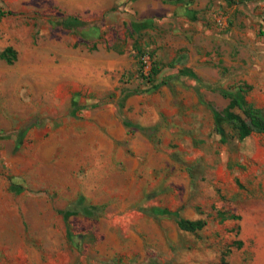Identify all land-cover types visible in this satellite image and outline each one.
I'll use <instances>...</instances> for the list:
<instances>
[{
    "label": "crops",
    "instance_id": "crops-1",
    "mask_svg": "<svg viewBox=\"0 0 264 264\" xmlns=\"http://www.w3.org/2000/svg\"><path fill=\"white\" fill-rule=\"evenodd\" d=\"M236 1L0 0V52H15L0 58V264L221 262L188 245L206 226L178 221H206L201 190L227 166L264 176V134L223 118L229 93L260 108L264 87V52H236ZM131 49L153 56L155 88L121 86ZM224 213L239 217L216 214L228 264H264V204Z\"/></svg>",
    "mask_w": 264,
    "mask_h": 264
},
{
    "label": "rangeland",
    "instance_id": "rangeland-1",
    "mask_svg": "<svg viewBox=\"0 0 264 264\" xmlns=\"http://www.w3.org/2000/svg\"><path fill=\"white\" fill-rule=\"evenodd\" d=\"M233 17L232 25L234 39L236 40V52L243 51V48H246L251 51L253 58L260 52H264V0L251 1L244 4L242 7L237 8ZM133 51L135 50H129L130 57L134 60V68L123 72L120 80L122 84H120L132 91L141 93L148 90V87L136 78L137 64ZM241 63H243V60H241ZM251 99L255 106L263 110L264 114V87H256V93ZM225 105L226 102L221 100L218 109H222ZM225 131L230 135V130ZM252 139H254L255 144L261 145V147L264 146V135H254ZM225 148L226 145H220L221 152ZM259 156L263 157L264 154ZM244 160L246 165H242L237 169V174L240 172L243 175H238L236 178L232 176V173L227 175L229 169H231V167L227 166V171L224 172V175L223 173L220 175V180L204 183V188L201 190L202 201L199 206L207 225L196 235L189 234L187 238L189 247L193 249L195 245L192 244L194 240H197V242H201L199 247L201 250H209L217 254L221 253V262L219 264L229 263L231 255L229 256L228 249L234 246V244H231L234 240V229L230 230L229 226L226 225L222 226V228L217 226L220 224L216 217L217 212L234 213L237 212V208L240 210L248 208L249 210L252 205L264 204V176H260L261 181L259 183L257 182L258 175L255 177L256 172L261 169L262 171L260 172L263 174L262 163L258 165L260 169L257 171L252 166L251 161ZM204 171L208 173V170ZM251 176L254 178L252 179ZM256 184H259V186L257 187ZM209 187L213 189V193L209 192ZM249 247L245 252L250 253Z\"/></svg>",
    "mask_w": 264,
    "mask_h": 264
},
{
    "label": "trees",
    "instance_id": "trees-1",
    "mask_svg": "<svg viewBox=\"0 0 264 264\" xmlns=\"http://www.w3.org/2000/svg\"><path fill=\"white\" fill-rule=\"evenodd\" d=\"M250 1L256 0H238L236 2L243 3ZM136 52L137 54L142 53L140 50H137ZM0 58L5 59L7 62L11 63L15 60V52L12 49L8 48L0 52ZM158 71L159 67L153 66L149 76L144 79L151 86V88H155L157 86V84H155L154 78L158 74ZM228 96L230 97V103L227 108L223 110V118L225 122L229 123L231 127L237 131L239 139L248 137L252 132L264 134V114L262 110L253 106L244 105V103L232 93H229ZM234 108L240 111L242 117L230 112V110ZM217 217L220 219V221H224L228 218H239L233 215H226L224 212H218ZM178 225L182 230L194 233L200 231L204 226H206V221L199 220L190 222L179 220Z\"/></svg>",
    "mask_w": 264,
    "mask_h": 264
},
{
    "label": "built area",
    "instance_id": "built-area-1",
    "mask_svg": "<svg viewBox=\"0 0 264 264\" xmlns=\"http://www.w3.org/2000/svg\"><path fill=\"white\" fill-rule=\"evenodd\" d=\"M142 53L137 54L136 51H133V56L136 58V78L143 84H146L148 88L151 86L144 80L150 74L151 69L155 66L153 56L149 51H141Z\"/></svg>",
    "mask_w": 264,
    "mask_h": 264
}]
</instances>
